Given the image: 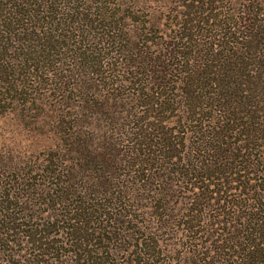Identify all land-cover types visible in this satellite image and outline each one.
<instances>
[{
  "label": "rangeland",
  "instance_id": "rangeland-1",
  "mask_svg": "<svg viewBox=\"0 0 264 264\" xmlns=\"http://www.w3.org/2000/svg\"><path fill=\"white\" fill-rule=\"evenodd\" d=\"M198 1L0 0V264H195L264 217V0ZM224 56L252 98L203 79L194 108L181 73Z\"/></svg>",
  "mask_w": 264,
  "mask_h": 264
},
{
  "label": "trees",
  "instance_id": "trees-1",
  "mask_svg": "<svg viewBox=\"0 0 264 264\" xmlns=\"http://www.w3.org/2000/svg\"><path fill=\"white\" fill-rule=\"evenodd\" d=\"M212 1L213 0H207L206 2H212ZM195 2H200V1L195 0ZM251 9H252L251 10L252 15H259L261 13L260 10L256 11L252 7H251ZM243 19L245 20L244 21L245 24L240 25V26H243V27H245V29L247 28L248 30L251 31V32H249V34L245 35V37L246 38L248 37L250 40H253V42H255V41L258 42L259 40L260 41L263 40L264 37L260 36L261 32H260L259 27L261 26V22H264V18H258L257 19L255 17H253V18H249V19H245V18H243ZM246 22H247V24H246ZM247 29L244 32H247ZM243 36L244 35L241 31L240 39ZM226 37L232 38V35H226ZM236 43L242 44V46H240V50H242V49L245 50L247 47H249L248 45L243 44L242 41L236 42ZM248 43H251V42L248 41ZM218 47L223 48L222 45H220L216 42H211L210 43L211 53L214 55L217 54L215 52H217L219 50ZM257 53L260 54V52H257ZM257 56H258V54H257ZM229 57L230 56H224L222 61L220 60V62L218 64V68L221 72L220 71L217 72L213 69V65L207 57L205 59L197 57L195 60H193L194 62L192 64V67L188 68L187 71H185L184 73H181V74H183V76L179 80L182 84L187 85V87H186L187 90L185 89V92L187 93L188 98L191 100V103H190L191 106H193L194 108L197 107V105H198L197 102H199L200 98L203 96L202 94H200V91L203 88V86L201 85V83H202L201 81H203V79L205 81H206V79L209 81V82L205 83L206 85L209 84V85L214 86L217 84L218 87L224 88L223 91L225 90L226 95L229 96V98L231 100H232V98L230 95H232L236 98V99H234L235 101H242V99H244L246 97V95L252 98L250 92L256 90L255 83L253 82V80L255 77L261 78V76L258 75V76L254 77V75H250L246 79L241 78L242 74L244 75V71H243L244 64H242L243 63L242 58L241 59L240 58L233 59L232 57H230V58ZM261 60L256 61L254 63V66H255L256 70L259 69V72L263 73L264 72V58H262ZM241 64L243 66H241ZM253 71L254 70H252V72ZM256 78H255V80H256ZM207 96H209V95L207 94ZM226 102H229V99H226ZM163 143H165V142H163ZM166 144H167L166 146H168V144H170V143H168V141H167ZM198 150L199 151L203 150L202 151L203 154H205L206 152H210V153L214 152V153H212L214 156L216 155V153L218 154L217 150L215 149V146L211 145L210 143H208V145L205 144L202 148H198ZM224 151L227 152V149L223 148L222 152H224ZM207 155H209V154H207ZM96 156L98 157L97 154H96ZM173 156H175V155H173ZM202 163H203V166H205V167H208L209 164H213V166H215V163L212 161H211V163H206L205 161H202ZM213 174H214V172H213ZM202 176H203V179H205V178L209 179L208 175H201V177ZM217 178H219V177H217ZM252 215H254V214H252ZM247 218H248V224H249V226L247 224V228L249 230L246 227H243V228L242 227H240V228L235 227V224H233V227H232L233 230L229 231L228 229L230 227L229 228L225 227L224 226L225 224L220 223L221 221L213 223V224H217L216 226H218L220 223V224H222V227H216L218 229V231L216 229V232H215L216 234L212 233L213 234L212 238L209 237L203 243H201L204 246V247H202V249H198V250L193 249L192 250V254H194V257H195L193 262H195V264H198V263H196V260L197 261L199 260L200 264H212L210 261V258L213 257L214 254L215 255L221 254V253H224L226 251V253H229L231 255L230 257L232 258L226 264H264V223H263L264 217H262L261 219H257V218L255 219L254 216L252 217L251 215H248ZM191 220L192 219L187 221V223L191 222ZM258 221H260L261 223ZM223 222H224V220H223ZM188 228L193 229L194 227H193V225H191V227H188ZM235 228H237V229H235ZM1 236H3V235H1ZM1 236H0V238H3ZM230 242H231V244H230ZM157 252H160V251H157ZM214 252H216V253H214ZM233 258H235V260Z\"/></svg>",
  "mask_w": 264,
  "mask_h": 264
}]
</instances>
